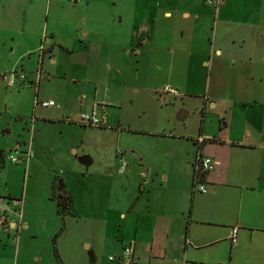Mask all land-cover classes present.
<instances>
[{
	"label": "crops",
	"instance_id": "obj_1",
	"mask_svg": "<svg viewBox=\"0 0 264 264\" xmlns=\"http://www.w3.org/2000/svg\"><path fill=\"white\" fill-rule=\"evenodd\" d=\"M65 2L78 11L71 24L77 38L68 45L54 38L47 49L56 44L64 54L88 53L89 49L114 51V41L120 38L116 39L110 32L114 30L120 35L123 31L126 36L124 27L130 25L128 36L132 44L122 49L132 53L137 65L141 62L146 67L145 83L147 79L158 81L164 73L177 97H190L188 93H194V98L200 100L196 105L200 106V118L194 132L186 130L175 134L163 128L137 130L153 136L156 141L170 143L167 157L159 161L135 151L133 166L126 163L120 171L124 152L120 153L117 172L135 175V182L126 177L128 185L134 189L128 193L123 207L105 209L100 219L102 232L92 229L89 237H82L85 247L94 249L99 242L103 243L104 250L111 248L112 255H108L107 260L117 264L120 262L108 257H120L123 246L129 243L132 264H203L202 250L218 239L225 241L230 227H237L235 250L238 240L252 239L255 231L263 232L264 236V0H221L216 7L206 4L205 0ZM115 2L123 5L122 8L115 7ZM97 5L103 8V23L114 27L107 33L106 28L101 29L102 37L108 38L105 42L89 37L88 30L93 28L88 27L89 17L97 14ZM41 50L43 56V47ZM77 61L76 65L82 68L95 64L96 58L79 55ZM111 67L108 62V73ZM61 80V90L49 98L59 106H51L49 112L41 114V122L56 124L60 133L63 126L69 127L76 121L79 112L91 108L94 111L121 108L124 93L118 97L113 95H120L123 89L125 92L130 84L129 79L114 82L115 79L72 77ZM130 88L133 92L138 90L136 86ZM155 88L141 85L151 96H159ZM74 93L78 94L77 99ZM161 100L166 102L165 97ZM101 119L103 124L104 118ZM69 151L77 155L74 146H70ZM196 152L216 163L205 175V193L191 190ZM25 153L21 154L23 160L28 156ZM64 161L71 162L70 159ZM64 161L62 163L66 164ZM57 178V174L52 176L50 188ZM60 181L69 192L66 193L71 197L77 216L80 212L73 192L65 185V177L61 176L57 182ZM53 193L62 194L59 190ZM215 195L221 196L224 204H236L234 218L214 222L206 217L203 198ZM50 199L53 198L50 196ZM4 221L7 229L14 227L10 221ZM218 231H221L219 236ZM262 242L264 245V237ZM249 258L254 264H264V249L258 255L248 256L246 264H252Z\"/></svg>",
	"mask_w": 264,
	"mask_h": 264
},
{
	"label": "rangeland",
	"instance_id": "obj_2",
	"mask_svg": "<svg viewBox=\"0 0 264 264\" xmlns=\"http://www.w3.org/2000/svg\"><path fill=\"white\" fill-rule=\"evenodd\" d=\"M48 1L0 0V149L4 153L0 167V264H117L107 260V256L112 255L111 248L104 250L101 242L94 249L87 248L82 237H89L92 229L102 232L100 219L105 209L123 207L128 193L134 189L127 179L135 182L137 177L117 172L120 153L124 152L122 158L129 167L133 166L135 151L165 161L170 143L156 141L153 136L137 130L163 128L175 134L186 130L194 132L200 118V106L196 107L200 100L194 98V93H188L190 97L164 93L165 86H172L164 73L158 81L147 79L145 83L146 67L141 62L137 65L132 53L122 49L131 47L130 25L124 27L126 36L123 31L120 35L109 31L116 39L120 38L114 41V51L89 49L88 53L71 51L65 55L56 44L47 49L54 38L66 45L76 40L77 31L71 24L78 13L65 0ZM62 3L66 5L63 7ZM115 4V7L123 6ZM95 11L97 14H92L87 21L88 27H93L88 30L89 37L105 42L108 38L102 37L101 29L106 28L107 33L114 27L103 23L101 5L95 6ZM79 55L94 56L96 63L79 68L76 65ZM108 62L112 66L109 73ZM13 71L22 73L23 79L9 84V73ZM72 77L115 79L114 82L129 79L130 84L125 86V92L123 89L120 95H113L118 97L124 93L121 108L95 111L99 118H104L102 125L94 127L73 121L69 127L63 126L60 133L56 124L41 122V114L49 112L50 107L41 108L35 102L52 99L53 93L61 90V79ZM142 84L156 87L159 96H151L149 90L141 89ZM131 86H136L137 92H133ZM77 96L75 94L76 99ZM161 97H165L166 102ZM182 110L187 114L178 119L177 114ZM70 146L76 148L77 157L86 155L92 162L86 167L80 164L69 151ZM14 150L19 155L26 152L28 156L22 162L13 163L9 154H14ZM64 159H70V164ZM56 174V183L63 176L65 185L71 188L80 212L77 216L61 218L56 214L55 201L50 199V180ZM56 190L68 192L62 184L57 185ZM203 199L208 219L218 222L234 218L236 204H224L219 195ZM4 220L14 227L7 229ZM220 234L218 231L217 235ZM252 235V239L238 240L237 250L228 238L218 239L202 250L203 264H246L248 256L258 255L264 249L263 232L255 231ZM54 249L59 253L60 262ZM251 262L254 264L253 259Z\"/></svg>",
	"mask_w": 264,
	"mask_h": 264
},
{
	"label": "built area",
	"instance_id": "obj_3",
	"mask_svg": "<svg viewBox=\"0 0 264 264\" xmlns=\"http://www.w3.org/2000/svg\"><path fill=\"white\" fill-rule=\"evenodd\" d=\"M221 0H205V3L211 6L216 7L217 4ZM23 75L20 72L13 71L9 73L8 83L13 84L16 80L22 81ZM164 93L171 94L174 96L176 94V90L169 86H165L163 89ZM36 105H40L41 107H58L59 105L55 103L53 100H43L36 101ZM76 122L82 125L88 126H99L102 125L103 120L98 117L95 113L94 108H91L88 111L79 112L76 117ZM27 156V153L24 154ZM9 160L13 163H19L23 161V155H19L14 150V154H9ZM126 162L124 160H120L119 170L122 171ZM216 166L215 161L209 156L201 155L199 152H196V156L193 163V172L191 179V190L193 192L205 193L207 191V184L205 182V175L212 171ZM236 233L237 227L233 226L229 229L228 240L231 245H235L236 243ZM108 259L116 260L120 262V264H132V245L129 243L128 245L123 246L120 257L114 258L113 256H109Z\"/></svg>",
	"mask_w": 264,
	"mask_h": 264
},
{
	"label": "trees",
	"instance_id": "obj_4",
	"mask_svg": "<svg viewBox=\"0 0 264 264\" xmlns=\"http://www.w3.org/2000/svg\"><path fill=\"white\" fill-rule=\"evenodd\" d=\"M3 160H4V153L0 149V167L3 164ZM61 184H62L61 181L59 183H56V181H54L51 185V190H52L51 198L55 200V212L61 218L65 215L75 216L76 210L72 204L71 197L66 192L64 194H54L53 193V191L56 190L57 185L61 186ZM54 255L56 259L58 260L57 258L58 256H57L55 249H54Z\"/></svg>",
	"mask_w": 264,
	"mask_h": 264
},
{
	"label": "water",
	"instance_id": "obj_5",
	"mask_svg": "<svg viewBox=\"0 0 264 264\" xmlns=\"http://www.w3.org/2000/svg\"><path fill=\"white\" fill-rule=\"evenodd\" d=\"M186 114H187V113H186V111H184V110L179 111L178 114H177V118H178V119H182ZM77 161H78L80 164H82V165H84V166L86 167V166H88V164H89V162H90V159H89L88 156H86V155H82V156L77 157ZM64 193H65V192L62 191V194H64Z\"/></svg>",
	"mask_w": 264,
	"mask_h": 264
}]
</instances>
